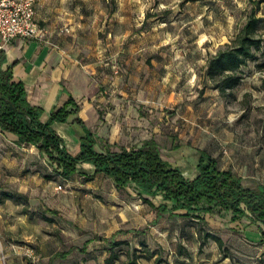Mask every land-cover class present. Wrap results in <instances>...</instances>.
<instances>
[{
	"label": "rangeland",
	"instance_id": "obj_1",
	"mask_svg": "<svg viewBox=\"0 0 264 264\" xmlns=\"http://www.w3.org/2000/svg\"><path fill=\"white\" fill-rule=\"evenodd\" d=\"M57 6L61 10L53 16L61 35L71 41L77 30L76 42L92 45L95 131L116 139L113 148L155 137L163 156L188 175L202 148L247 185L264 182V42L232 90L221 93L206 74L211 54L245 21L249 0H59ZM258 13L264 15V2ZM260 31L264 37V22ZM4 143L7 135L0 130V192L21 196L0 198V264L76 263L86 254L74 251L65 258L58 250L45 258L43 251L64 248L71 243L68 235L89 231L107 246L122 241L113 247L118 257L112 264H264L258 225L245 217L207 215L203 227L222 243L205 235L201 252L197 224L159 215L132 186L118 190L101 175L66 180L34 147L20 148L15 162H5ZM27 186L30 193L19 192ZM16 202L19 210L28 208L27 224ZM179 243L189 256L178 254ZM110 253L96 252L95 264H107Z\"/></svg>",
	"mask_w": 264,
	"mask_h": 264
},
{
	"label": "trees",
	"instance_id": "obj_2",
	"mask_svg": "<svg viewBox=\"0 0 264 264\" xmlns=\"http://www.w3.org/2000/svg\"><path fill=\"white\" fill-rule=\"evenodd\" d=\"M251 8L245 21L215 53L211 54L206 74L215 88L226 93L236 87L243 78V66L259 57L264 37L260 31L264 15L259 9L264 0H249ZM4 50L0 48V128L18 135L20 143L35 145L53 166L56 173L68 179L79 171L78 164L92 162L95 174L104 172L111 177L118 190L132 186L136 194L150 204L159 215L183 216L197 224L198 236L202 239L199 251H203L204 237L213 236L220 243L222 238L203 227L208 223L207 215L229 214L233 221L246 217L255 222L260 231V242L264 244V182L255 187L247 186L243 176L232 168H222L218 158L206 149L198 151V174L188 177L183 170L166 159L155 137L144 138L140 144L122 145L118 150L107 147L97 149V139L92 132L81 137L80 149L71 152L64 138L53 127L55 121H66L77 110L78 104L71 96L69 101L54 109L47 121L41 119L43 109L32 104L27 97L24 81L14 80L12 67H2ZM264 63L261 62L260 64ZM80 120V119H79ZM94 174L86 175L87 179ZM161 193L164 201L156 204L152 197ZM20 193L2 190L0 198H18ZM168 201L172 204L169 205ZM52 213L60 210L47 207ZM24 212H29L24 208ZM52 219V217H47ZM129 232V231H127ZM100 239H104L100 237ZM121 240H110V255L107 264L118 257L113 247ZM190 255L188 249L179 243L178 254ZM65 251L56 255L64 256ZM124 264H137L129 259Z\"/></svg>",
	"mask_w": 264,
	"mask_h": 264
},
{
	"label": "crops",
	"instance_id": "obj_3",
	"mask_svg": "<svg viewBox=\"0 0 264 264\" xmlns=\"http://www.w3.org/2000/svg\"><path fill=\"white\" fill-rule=\"evenodd\" d=\"M58 3L59 0H42L37 4L36 17L41 26L40 35L32 38L17 36L10 41H0L2 44L1 47L4 50L2 67L5 69L11 66L13 79L24 81L29 101L32 104L41 106L43 109L41 114L43 121H47L52 111L66 104L71 96L74 98L78 104L77 110L71 113L66 121L53 122V127L64 138L66 146L71 152L77 153L79 151L81 137L88 132H92L96 137L97 149L105 150L110 146L112 150H118L121 146L118 149L112 146L116 139H105L99 132L95 131V79L88 71L89 68L92 72L95 70V57H91L90 53L92 45L77 43V30L72 31L75 37L71 41L67 39V36L61 35L58 27L60 20L54 18L56 15L54 12L61 10L57 6ZM71 28L74 29L75 25ZM93 53L95 54L94 51ZM1 132L7 135V143L4 144L8 147L6 148V154L3 156L5 162L8 159L15 162L21 156L18 153L20 148L29 150V147H34L38 150L35 145L20 143L18 135L11 131L1 130ZM38 152L47 160L39 150ZM12 153L15 154L11 155ZM197 163L198 153L194 164L195 171L192 175H188L186 168L182 165L178 163L175 165L179 166L186 176L194 177L198 174ZM78 166L79 171L66 180H73L76 176L84 177L86 180H92L95 179V176L101 175L110 178L115 186L113 179L104 172H97L95 174L94 163L86 161L79 163ZM88 174L94 175L92 178L87 179L86 175ZM259 183L254 186L245 184L250 187H255ZM2 190L7 191L8 189L3 188ZM18 190L23 194L30 193L29 186L21 187ZM159 194L162 196L161 193ZM7 199L11 200L12 198ZM29 200L32 204L35 203L34 199L31 198ZM169 202L171 201H168V204ZM15 207L17 215L22 216L25 224H27L29 222V212L19 210L20 204L18 202H16ZM0 218L1 226H3L4 218L1 214ZM68 236V240L71 241L69 245L63 248L62 244L54 252L46 253L43 251V257L49 258L53 256V253L60 250L66 252L64 255L65 258H70L74 251H78L79 253L86 254V256L77 260L76 263L70 262L69 264H95L96 252H109L105 241L96 239L93 231ZM259 238L261 239L260 229ZM68 240L64 239L62 243L68 242Z\"/></svg>",
	"mask_w": 264,
	"mask_h": 264
},
{
	"label": "built area",
	"instance_id": "obj_4",
	"mask_svg": "<svg viewBox=\"0 0 264 264\" xmlns=\"http://www.w3.org/2000/svg\"><path fill=\"white\" fill-rule=\"evenodd\" d=\"M41 1L0 0V41H10L17 36L32 38L40 35L36 7Z\"/></svg>",
	"mask_w": 264,
	"mask_h": 264
}]
</instances>
